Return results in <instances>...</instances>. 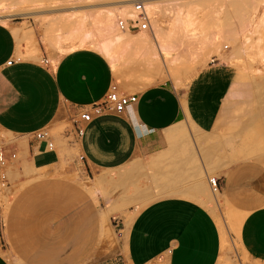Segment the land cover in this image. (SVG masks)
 <instances>
[{
    "label": "crops",
    "instance_id": "1",
    "mask_svg": "<svg viewBox=\"0 0 264 264\" xmlns=\"http://www.w3.org/2000/svg\"><path fill=\"white\" fill-rule=\"evenodd\" d=\"M18 28L21 40L0 24V151L18 168L0 264H18L35 243L45 246L36 257L53 264H225L230 232L239 246L230 264H264V104L253 75L202 74L177 90L149 78L159 68L135 76L95 49L45 60ZM221 41L204 66L220 61L222 44H236L231 32ZM113 87L138 101L124 116L82 122ZM65 116L71 126L57 132ZM49 128L51 136L37 137ZM210 178L218 179L217 205ZM205 204L225 208L227 227Z\"/></svg>",
    "mask_w": 264,
    "mask_h": 264
},
{
    "label": "rangeland",
    "instance_id": "2",
    "mask_svg": "<svg viewBox=\"0 0 264 264\" xmlns=\"http://www.w3.org/2000/svg\"><path fill=\"white\" fill-rule=\"evenodd\" d=\"M152 1L156 8L155 18L160 26L159 37H165L168 42L171 40L172 49L162 52L163 56L159 55L157 58L145 55L144 51L131 53L128 56L124 54L125 58H121L120 64L127 69L130 68V72L135 76L149 77L151 75L150 67L155 66L163 74H156L149 78L170 80L177 90L190 85V82L199 75L217 74L223 70L232 75L242 76L246 80L255 73L264 76V0ZM238 3L245 6L242 7V22L244 20L242 25L236 17ZM118 5L119 0H74V2L0 0V20H7L10 26L23 28L30 36L29 46L40 51L44 59L48 60L51 53L62 55L63 50L90 48L87 40V35L90 33L98 39H111L112 34L103 32V22L108 12L116 13ZM223 23L225 26H232V30L229 29L230 27L223 29ZM228 32L236 35V45L238 43L237 46L242 48L240 49V61L228 66L216 58H211L204 66L203 61L212 52L214 44L222 40V37L226 36ZM1 45L2 40H0ZM226 46L228 48L225 50L229 51L231 45L227 44ZM34 51L36 50L24 52V55ZM127 63L130 64L125 65ZM163 63L166 64V68ZM257 70L258 72H256ZM165 72L172 79L165 76ZM68 119H72V116H65L66 125L62 124L57 132L67 131L68 126H71L67 124ZM46 133L51 136V128L47 129ZM76 165H80L84 172L90 174L91 170L84 166L79 155ZM17 170V165L11 163L5 168L0 166V204L2 205L0 209V247L4 251L10 250V245L6 244L4 239V212L6 208L12 206L10 203L14 205L18 200L14 186L11 187V171ZM3 173L7 176L4 186L1 179ZM31 186L32 184H29V187ZM205 206L213 214L220 227L221 225L227 227L226 210L223 206L216 207V205L206 204ZM114 224L119 232L120 227L117 226V222ZM33 230L35 232V228L31 229V231ZM233 234L232 232L228 234V244L226 250L223 251L221 261H224L225 264H230V258L236 259L237 250H239L236 240L233 239ZM43 249L45 246L39 247L36 243L32 244L29 247L30 255L28 257L15 258L14 261L18 264H49L51 261L53 264L55 262L53 259L36 257L38 251ZM13 250L16 249L13 248ZM60 261L62 259L58 260V262Z\"/></svg>",
    "mask_w": 264,
    "mask_h": 264
},
{
    "label": "bare ground",
    "instance_id": "3",
    "mask_svg": "<svg viewBox=\"0 0 264 264\" xmlns=\"http://www.w3.org/2000/svg\"><path fill=\"white\" fill-rule=\"evenodd\" d=\"M135 1H141L144 4L145 11L143 13L144 14L146 13L149 18V21H150L149 30L143 31V30L136 29L139 25L138 21L140 20L139 15L141 13L135 10L134 8ZM236 7L238 9V13L237 15L236 14L235 15L240 20V25H241V23L244 22V20L242 22V16H243L242 7H245V6L243 4L238 3ZM116 10H117L116 13L108 12V15L106 13L107 16L105 18V21L103 22L104 26L102 27L104 29L103 32L105 33L107 32V34L108 33L112 34L111 39H108V38L98 39V38H95L90 33L87 35L88 45L90 48L101 52L103 55H105L110 60L111 63H118L119 61H121V58H125L123 57L124 54L128 56L131 53H138L140 51H144L145 55L153 56L157 58L162 52L166 51L164 47L165 45H162L163 43L161 45L156 44V41H158V39L160 40V37H159L160 26H159V22L155 18L156 8L152 0H119V5ZM0 23L10 26L7 20H0ZM224 23L222 26L223 29L226 27H230L229 29H231L232 26L230 25L225 26ZM10 28L14 32V35L16 34V39L21 40L22 38L20 35V31H19L20 29L15 26H10ZM231 35L233 36V39L236 40V35L234 33H231ZM226 41L220 40V42H226ZM227 44L228 42L218 47L215 54L220 61H223L229 64H234V63L237 64V62H239L241 58V50L236 46V44L233 43L231 44L229 51H226L225 49L228 48V46H226ZM256 72H258V70ZM253 76L262 92V104H264V76H262L260 73H255ZM29 168L30 167H27L26 169L29 170ZM211 190L213 191L214 196L210 194V198L213 197L214 199L215 197L216 200L218 201L222 199V196L218 190H214V188Z\"/></svg>",
    "mask_w": 264,
    "mask_h": 264
},
{
    "label": "built area",
    "instance_id": "4",
    "mask_svg": "<svg viewBox=\"0 0 264 264\" xmlns=\"http://www.w3.org/2000/svg\"><path fill=\"white\" fill-rule=\"evenodd\" d=\"M134 8L136 11L141 13L139 15V25L136 29L143 31L149 30L150 21L147 14L143 13L145 11L144 4L141 1H135ZM11 63L12 61H10L8 64L11 65ZM137 101L138 96L136 94H122L116 89V87H113L103 102L94 104L89 109L82 111L80 113V120L84 123H90L96 118H100L102 116L110 114L121 117L124 116L127 113L128 109ZM81 131V128H79L78 133H81ZM37 137L39 139H44L47 137V133H38ZM11 157L12 159H17L15 154H12ZM6 165H8L7 159L3 152L0 151V166H3L5 168ZM6 177L7 176L4 173L1 175L3 185L6 184V182H4L6 180ZM210 183L214 190H219L217 178L210 179Z\"/></svg>",
    "mask_w": 264,
    "mask_h": 264
}]
</instances>
